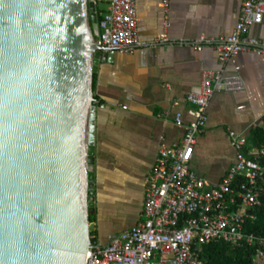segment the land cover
Here are the masks:
<instances>
[{"label":"water","instance_id":"1","mask_svg":"<svg viewBox=\"0 0 264 264\" xmlns=\"http://www.w3.org/2000/svg\"><path fill=\"white\" fill-rule=\"evenodd\" d=\"M99 21L97 0H0V264H86Z\"/></svg>","mask_w":264,"mask_h":264},{"label":"crops","instance_id":"2","mask_svg":"<svg viewBox=\"0 0 264 264\" xmlns=\"http://www.w3.org/2000/svg\"><path fill=\"white\" fill-rule=\"evenodd\" d=\"M161 2L139 0V38L145 46L132 55L116 54L102 62L97 74L95 207L91 209L97 227L91 238L101 246L143 219L147 179L161 146L181 145L185 129L176 125V114H182L184 124L191 121L187 96L201 86L204 71L225 69L240 76L245 88L212 97L191 171L208 188L218 187L236 162L231 132L245 138L246 158L263 149L249 140L255 130H264V56L239 54L223 67L214 45L196 50L202 37L219 40L234 32L244 0H170L167 12ZM104 4L101 9L106 12L108 4ZM164 33L169 43H157ZM249 36L264 40V19L250 29Z\"/></svg>","mask_w":264,"mask_h":264},{"label":"built area","instance_id":"3","mask_svg":"<svg viewBox=\"0 0 264 264\" xmlns=\"http://www.w3.org/2000/svg\"><path fill=\"white\" fill-rule=\"evenodd\" d=\"M101 2L108 4L99 21L97 40L101 50L113 56L132 55L144 47L139 38V0H97V7ZM161 3L167 12L170 0ZM263 19L264 0H244L234 32L219 40L202 37L196 50L214 45L223 67L239 54L264 56V40L249 36L250 29L261 25ZM168 27L165 24L166 30ZM157 43H169L166 33ZM244 88L241 77L229 75L225 69L204 71L201 86L187 96L192 105L188 111L191 121L184 124L182 114H176V125L185 129L181 145L161 146L147 179L143 219L112 236L105 246L92 241L86 264H203L201 247L218 241L256 246L254 264H264V235L250 233L246 228L249 222L258 220L264 207V148L246 158L245 138L231 132L236 162L218 187L208 188L205 180L190 169L197 136L208 125L212 97Z\"/></svg>","mask_w":264,"mask_h":264},{"label":"trees","instance_id":"4","mask_svg":"<svg viewBox=\"0 0 264 264\" xmlns=\"http://www.w3.org/2000/svg\"><path fill=\"white\" fill-rule=\"evenodd\" d=\"M105 12L101 9L100 4L98 6L99 19ZM97 75H94L93 90L96 86ZM96 100V98H95ZM250 144L257 148H264V130L257 129L251 135ZM94 195V192L91 193ZM259 218L254 223L249 222L247 225L248 232H255L257 235H264V207L258 213ZM96 218L91 215L90 222H95ZM93 235V233L91 234ZM201 261L203 264H254L256 260L257 247L256 246H234L222 241L212 242L210 244L203 245L201 247Z\"/></svg>","mask_w":264,"mask_h":264},{"label":"rangeland","instance_id":"5","mask_svg":"<svg viewBox=\"0 0 264 264\" xmlns=\"http://www.w3.org/2000/svg\"><path fill=\"white\" fill-rule=\"evenodd\" d=\"M103 5H105L104 3H100V7H103Z\"/></svg>","mask_w":264,"mask_h":264}]
</instances>
